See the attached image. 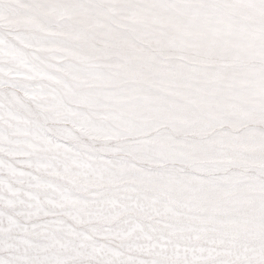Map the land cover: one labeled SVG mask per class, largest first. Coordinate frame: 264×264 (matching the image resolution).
<instances>
[{
    "label": "snow or ice",
    "instance_id": "snow-or-ice-1",
    "mask_svg": "<svg viewBox=\"0 0 264 264\" xmlns=\"http://www.w3.org/2000/svg\"><path fill=\"white\" fill-rule=\"evenodd\" d=\"M0 264H264V0H0Z\"/></svg>",
    "mask_w": 264,
    "mask_h": 264
}]
</instances>
